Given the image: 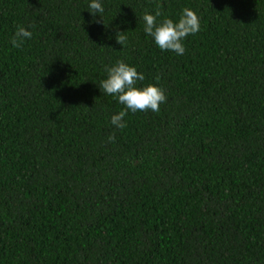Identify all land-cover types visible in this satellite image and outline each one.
Instances as JSON below:
<instances>
[{"label":"trees","instance_id":"obj_1","mask_svg":"<svg viewBox=\"0 0 264 264\" xmlns=\"http://www.w3.org/2000/svg\"><path fill=\"white\" fill-rule=\"evenodd\" d=\"M89 3L0 0V264H264V0ZM157 5L200 18L183 55ZM117 60L167 97L122 129Z\"/></svg>","mask_w":264,"mask_h":264},{"label":"clouds","instance_id":"obj_2","mask_svg":"<svg viewBox=\"0 0 264 264\" xmlns=\"http://www.w3.org/2000/svg\"><path fill=\"white\" fill-rule=\"evenodd\" d=\"M88 11L92 15L102 14L104 7L101 0H90ZM162 16L160 6L157 5L154 14L145 12L144 32L151 37L155 45L161 51H171L177 55H183L185 47L183 41L190 35H195L200 30V18L190 8L182 9L177 21L170 18L158 20ZM32 38V32L23 26H17L10 43L14 48H22L27 40ZM116 43L126 45L127 37L122 32L116 35ZM107 77L101 80L99 88L109 96H113L117 102L124 106L118 114L111 117L110 123L116 128H124L126 125L123 119L128 112L136 113L158 112L160 105L165 103L167 97L162 88L149 84L143 88L137 87L138 81L145 79L142 73H138L135 67L129 66L121 60L115 65L106 68ZM157 81L159 77H156ZM115 139L114 135L109 136V141Z\"/></svg>","mask_w":264,"mask_h":264}]
</instances>
